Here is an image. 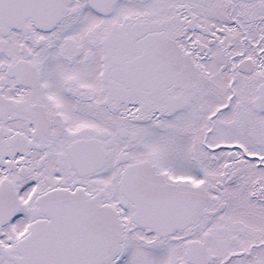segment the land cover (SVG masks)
Returning a JSON list of instances; mask_svg holds the SVG:
<instances>
[{
	"label": "snow or ice",
	"instance_id": "obj_1",
	"mask_svg": "<svg viewBox=\"0 0 264 264\" xmlns=\"http://www.w3.org/2000/svg\"><path fill=\"white\" fill-rule=\"evenodd\" d=\"M0 264H264V0H0Z\"/></svg>",
	"mask_w": 264,
	"mask_h": 264
}]
</instances>
